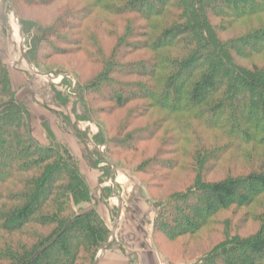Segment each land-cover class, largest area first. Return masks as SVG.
Returning <instances> with one entry per match:
<instances>
[{
    "label": "trees",
    "instance_id": "1",
    "mask_svg": "<svg viewBox=\"0 0 264 264\" xmlns=\"http://www.w3.org/2000/svg\"><path fill=\"white\" fill-rule=\"evenodd\" d=\"M8 1L31 41L29 63L83 54L100 67L85 84L54 70L70 90L59 98L74 97L89 120L124 112L117 132L97 122L101 183L121 170L115 158L139 163L132 173L156 208L158 251L185 264H264V0H74L50 26L22 7L60 0ZM102 26L116 37L107 52ZM36 119L0 56V264H95L112 230L80 159L41 119L40 140Z\"/></svg>",
    "mask_w": 264,
    "mask_h": 264
},
{
    "label": "rangeland",
    "instance_id": "2",
    "mask_svg": "<svg viewBox=\"0 0 264 264\" xmlns=\"http://www.w3.org/2000/svg\"><path fill=\"white\" fill-rule=\"evenodd\" d=\"M76 5L77 2L74 0H60L56 4L50 7H40L39 9L32 7H25V8L22 7V16L26 19L38 21L39 23L44 24L45 26H50L51 24L55 23V21L63 14V12L67 11L70 7ZM16 30L18 33L17 36H14ZM93 30L96 31V29L94 28ZM71 31L74 32L73 30ZM97 35L99 40L103 44L105 52L111 50L113 46L116 44V37H111L109 28H107L106 26L99 27V30L97 31ZM30 44L31 41L29 40V36L23 32L20 18L15 14V12H13L12 8L10 7V2L8 0H0V48H4V50L9 52L10 50L8 46H10L12 48L11 52L13 54L18 53V55H22V53H24L26 55V53L28 52L31 46ZM57 44L59 46H63L61 42H57ZM73 47H77V46L74 45ZM48 51H49L48 48L43 49V53L45 52L47 53ZM139 56L140 54L137 53L134 56L127 58L125 61L128 62L132 59H137ZM20 57L21 60L24 59L23 56ZM83 59H84L83 54H77L67 57H55L48 61L41 59L43 63H45V65L42 64L41 66H38L29 63L25 57L27 64L24 67L28 73V76L31 77V79H34V77H36L35 75L37 74L43 75V79H47L49 81V84L46 85L45 88H48L51 85L52 87L51 90L53 91V95L51 98H49L48 96L42 97L43 95H38L34 93L35 91L33 90H36L37 88L42 90L44 88V87L42 88L43 83L41 82V79H39L37 81L35 80L34 81L35 83L32 84V86H29L30 92L27 95L28 97H30L31 95L32 100H30L29 103L33 111H35V114L39 116V119H36L34 122L36 136L40 140L46 141L47 132L42 123V121H46V123L52 129L56 137H58L62 141H65L68 144L70 142L72 143V145L74 146L75 154L80 159V162L82 164L81 167H83L87 171H89L88 169L92 167L91 171L94 172V170L97 169L101 174H103L106 172L107 165L105 164V162L102 161V157L100 153L106 152L107 145L106 144L104 145L103 143L98 144L96 140V135L97 133H99L100 130L99 123L101 125L108 124V127L110 128L114 127L117 132L118 126L121 123L120 121L121 116L124 115V112H118L120 114L118 115V117L115 118L108 117L107 119L106 116L105 117L99 116V120L97 119L96 121H94L87 119L81 113L79 114L77 113L76 115V111L80 109L78 106V108L75 111L74 97H70L69 102H67V104H64L60 100L59 94H61L63 97H67L66 95H69L70 90L68 89L67 85H63L64 75L62 73L56 74L54 70L62 68L63 70L66 71L67 70L74 71L78 75L81 74L80 77L84 78V84L88 80H91L100 71L99 66L92 64L91 61L85 64L83 63ZM14 64L15 63H11V65L9 66L12 68L16 67V65ZM70 81L73 80L71 79ZM75 85H76L75 81L71 82V88H75L76 87ZM27 91L28 89L24 90V93L20 95L19 97L20 100H23L22 98L24 95H26ZM42 91L44 92V90ZM106 91L107 90H105L104 88H101L102 94L106 95L107 94ZM47 94L48 92L46 91L45 95ZM35 101L41 104L39 105L41 106V108H35ZM95 105L96 107L105 106L109 108V105L106 103H97ZM48 106L49 108L57 110L58 113L52 114L48 112V108H45ZM115 134L114 135L112 134V136H115ZM103 146L104 148H102ZM150 155H154V154H150ZM114 161H117V164L121 169V171L123 172H126L124 170H128V172L131 171L130 172L131 175L135 176V174L132 173V171H134L136 165H138L139 163L134 166H130L131 167L130 168L129 166L125 167L126 164L122 163V161L120 160H117V158H115ZM115 169H116L115 167H113V169L111 168L112 175L115 172ZM133 178L135 185L143 186L142 184L143 182H141L142 180L139 176H135ZM212 178L216 179V178H220V176L215 175ZM151 201L153 200L151 199ZM242 213H244V210L240 214H238V218H237L238 221ZM226 215L228 216L229 212H227ZM171 219L173 218L171 217ZM248 232L252 233L253 229L251 230L249 229V231H247L246 234ZM175 252L177 253L176 250ZM176 253L173 252V254ZM173 254H171L170 251H168L167 253H165V255L162 256L161 260L169 261L172 264L183 263L182 260L176 259L177 258L176 255Z\"/></svg>",
    "mask_w": 264,
    "mask_h": 264
},
{
    "label": "crops",
    "instance_id": "3",
    "mask_svg": "<svg viewBox=\"0 0 264 264\" xmlns=\"http://www.w3.org/2000/svg\"><path fill=\"white\" fill-rule=\"evenodd\" d=\"M17 33L16 30L14 36H17ZM8 48L9 52L0 48V56L8 65L11 63L16 65V67H10V70L13 87L18 98L24 93V90L28 89L22 99L30 102L31 95L30 97L27 95L30 92L29 86L39 79L43 83L42 90L44 92L37 88L33 90L34 93L51 98L53 95L51 85L45 88L49 81L43 79L41 74H37L34 79H31L24 67L27 64L25 54H13L12 48L10 46ZM20 56H23L24 59L21 60ZM46 91L47 95H45ZM39 105L41 104L35 101V108H41ZM45 108H48V112L52 114L58 113L57 110L49 108V106ZM69 144L75 153L74 146L71 142ZM91 168L87 171L82 167V170L95 192L96 208L110 226L112 236L114 234V239L112 241L111 237L112 242L110 241L109 246L100 251L96 264H158L163 254L158 251L153 241L156 208L145 186L135 185L133 176L121 170L114 172L108 181L101 183L102 174L97 169L94 172L91 171ZM110 187L111 195L104 196L105 188ZM89 207L91 206L89 205Z\"/></svg>",
    "mask_w": 264,
    "mask_h": 264
},
{
    "label": "built area",
    "instance_id": "4",
    "mask_svg": "<svg viewBox=\"0 0 264 264\" xmlns=\"http://www.w3.org/2000/svg\"><path fill=\"white\" fill-rule=\"evenodd\" d=\"M102 148H104V146ZM158 264H172V263L169 261L160 260Z\"/></svg>",
    "mask_w": 264,
    "mask_h": 264
},
{
    "label": "water",
    "instance_id": "5",
    "mask_svg": "<svg viewBox=\"0 0 264 264\" xmlns=\"http://www.w3.org/2000/svg\"><path fill=\"white\" fill-rule=\"evenodd\" d=\"M113 239H114V234H113V236H112V241H113ZM112 241H111V242H112ZM109 244H110V243H109ZM109 244L106 245V246H104L102 250H105V249L109 246ZM96 262H97V261H96ZM95 264H96V263H95Z\"/></svg>",
    "mask_w": 264,
    "mask_h": 264
},
{
    "label": "bare ground",
    "instance_id": "6",
    "mask_svg": "<svg viewBox=\"0 0 264 264\" xmlns=\"http://www.w3.org/2000/svg\"><path fill=\"white\" fill-rule=\"evenodd\" d=\"M99 20V19H98ZM99 22V21H98ZM95 29V28H94Z\"/></svg>",
    "mask_w": 264,
    "mask_h": 264
}]
</instances>
